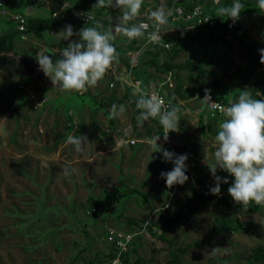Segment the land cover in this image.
<instances>
[{"label": "rangeland", "instance_id": "obj_1", "mask_svg": "<svg viewBox=\"0 0 264 264\" xmlns=\"http://www.w3.org/2000/svg\"><path fill=\"white\" fill-rule=\"evenodd\" d=\"M168 1L144 0L153 10L164 7L166 11H170L172 5ZM185 1L196 3L201 10H204L206 5L212 6L214 3H233V0ZM16 2L19 5L14 8L10 2L7 3L6 7L10 12L17 9L24 12L26 5L29 8V15L46 17L50 14L39 2L32 0ZM176 6L182 7V5ZM103 13L106 14L102 10L101 14ZM113 14L114 12L110 10L108 16ZM7 18L0 16V29H14L15 23ZM240 23L249 31L250 51L241 50L236 41L229 44L226 39L212 37L205 38L204 42L188 39L171 60L181 64L188 62L190 65V67L176 70L174 73L178 76L177 78L173 72L156 71L152 65L137 67L138 70H146L148 67L147 69L153 73L156 72L152 74L156 78L167 76L163 84L157 79L150 82L149 80L152 79L146 78L145 75L141 78L150 82V85L146 84L147 87L157 85L160 90L166 91L169 95L167 99L172 100L175 107L179 109L178 126L176 131L168 133V138L171 137V140L176 142L171 145L179 148L173 153L187 155L186 175L189 179L185 184L174 187L173 198L171 197L169 204L164 202L167 187L161 191L157 187L152 189L153 184L146 179H136L134 174L125 171L128 169L125 167H123L124 171L115 177V181L107 178L105 181H97L94 173L80 170V166L76 165L68 174L70 180L63 181L65 185L61 184L62 180L56 174L53 183L57 186L52 187L49 182L46 187V181L51 178L52 172H45V178L37 181L36 173L29 170L32 168L31 164L25 165L27 171L23 175L16 170L19 158L15 156L14 151L8 150L9 148L6 151L0 150V264H90L88 261L92 257L90 248L93 243L91 240H94L95 236L94 230L105 231L106 226L112 221L115 229L140 233L134 235L132 243L127 247L129 261L132 262L138 258L135 264H167L172 250L179 255L181 264H245L251 250L258 245H264V205H259L258 210L250 212L230 209L223 204L209 201L206 206H196L189 218L176 217L177 213L182 215L189 213L185 196L189 195L193 188L210 193V188L215 186L209 166L214 164V151L217 147L215 136L219 131V124L225 117L222 112L213 117L209 116L210 101H204L203 97L194 95L181 99L176 93L175 86L177 83L180 84L181 91L187 93L194 85L210 86L215 83L217 88L212 87V93L226 95L229 103L233 97L238 101L241 91L247 90L250 93V87L253 86L255 78L264 73V64L260 63L259 52L260 49H264V23L252 11H247L240 19ZM114 25L113 20L106 26L99 24L96 19L93 26L103 33L109 29L114 32ZM162 29L169 35L170 48H173L186 34H193L197 26L192 21L176 17L172 19V16H169L168 23L162 26ZM122 37V35H116L112 42L120 44L116 39ZM15 42H22L18 33H15ZM28 50L29 56L35 55L31 47ZM162 52L159 58L160 63L167 58L168 49ZM133 53L134 50L129 51L127 58ZM209 57L213 59L207 62ZM199 69L204 72L200 73ZM137 78L142 84L143 80ZM231 81H233L232 84ZM5 91L0 97L3 106L6 105L7 99L15 96L20 98L23 93L17 84L6 87ZM256 94L264 99L262 90H257ZM53 101L65 102L67 106L72 107L85 102L91 112L107 111L106 107H99L97 101L93 100L89 94L77 95L76 92L60 94L59 92V96ZM227 106L229 105L225 104L224 108ZM125 117L128 121V115ZM106 118L109 122V113ZM199 119H201L203 130L198 125ZM133 148H138V144ZM155 152L158 153L157 148ZM150 163H153V160L149 159L148 164ZM169 163L172 170L174 165L170 161ZM112 165L117 171L122 168L121 163ZM58 175H63V172ZM216 175L228 180V183H221L219 195H229L228 188L234 182V177L219 168ZM28 176L34 184L38 185L37 189L31 181H27L25 177ZM116 181L115 188L119 192L117 195H121L117 202L108 196L113 192L112 183ZM131 185L135 190L128 194V188ZM70 191L73 192V196L66 198V194ZM87 193H91L92 200L98 205L96 214H86V210L94 207ZM66 200L68 203L65 204ZM161 206L163 208H160ZM131 219L136 221L132 226L128 225ZM214 221H216V229L212 230ZM150 223L152 231L148 229ZM227 225L239 228L229 229ZM85 226L91 230L89 235L84 233ZM164 226L166 227L165 237L173 242L172 245L158 236ZM84 247L85 250L82 249ZM177 248L180 250H175ZM83 256H86L88 261L83 262Z\"/></svg>", "mask_w": 264, "mask_h": 264}, {"label": "crops", "instance_id": "obj_2", "mask_svg": "<svg viewBox=\"0 0 264 264\" xmlns=\"http://www.w3.org/2000/svg\"><path fill=\"white\" fill-rule=\"evenodd\" d=\"M16 1L7 0V3L10 2L12 8H14L19 5ZM32 1L41 3L46 11H49L50 14L46 17H61L62 12L66 11L71 5L76 6L80 0ZM107 3V0H105V8L103 11L106 14H101L100 12L96 18L99 24L106 26L110 25L112 20L116 23L117 18L122 15L119 9L109 6ZM110 10L114 14L108 16ZM150 10H153L150 4L144 2L140 10V15L134 21L137 22L139 19L148 18ZM12 11L27 15L29 8L25 5L24 12L19 11V9ZM173 18H175L174 15L172 16ZM7 20L11 19L8 17ZM107 21L108 24H106ZM134 21L130 23H135ZM68 25L72 26L74 33H78L83 28L71 22H63L52 30L44 31L40 36L33 33H25V38L21 39L22 42H14V51L7 53L13 58V64L8 71L0 69V97L6 92L5 88L12 84H17V87L23 93L20 98L15 96L7 99L5 106L0 102V150L6 151L9 148L8 150L14 151L15 156L19 158L16 170L21 174H26L27 170L25 165L31 164L30 166L32 168L29 170L30 172L33 171L36 173L35 179L37 181L45 178V172H52L51 178L46 181V187L49 182L51 183V185L49 184L50 186H57L56 183H53L55 182L54 178L56 174L62 180L61 184L65 185L63 181L69 178L68 175H65L64 169L67 167L71 173L74 170V166L79 165L80 170L84 169L94 173L97 181H105L106 178L115 181V177L123 172V167H125L128 168L125 171L134 174L136 179H146L153 184L152 189L157 187L159 191L163 190L167 185L160 174L161 172L171 171V168L169 167V162H164L159 147L167 150L168 146H172L171 144H176V142H173L171 137L166 141L164 138H160L157 141L158 146L153 147L151 140L157 136L158 132L153 119H149L143 123L137 121L133 124L131 122L133 109L131 104L126 100L116 104L117 106L124 105L125 110L118 117L113 118L111 116L113 105L103 106L100 104V101L111 94L116 97H121L124 94H128L131 97L138 96L139 92L130 86L133 77L141 78L145 75L146 78L152 79L149 80L150 82L157 79V81L159 80L163 83L167 79V76H159V78H156L152 75L154 73L156 74V72L153 73L147 69L148 67L146 70H138L137 67L151 65L148 62L153 59H157L158 63H160L159 58L162 56L161 54L164 49L147 43L144 36L132 40H128L127 37L123 36L121 39H116L120 44L111 41L116 51L121 54L118 55V60L113 63L104 78L95 87L89 88L83 93L76 92L77 95L89 94L93 97V100L97 101L99 107L107 108V111L104 113L100 111L91 112L85 102L80 103L76 107L67 106L65 102H54L53 100L57 99L59 92L60 94L65 92H61L58 88L53 87L50 78L38 70L39 65L36 61V54L38 52L49 54L55 61V59H59L56 54L57 49L67 47L68 43H70V41L63 40L62 33ZM0 31H4V29L1 28ZM163 33L165 40L170 43L169 35L165 30H163ZM30 34L32 37H28ZM72 39H77V37L74 35ZM30 47L35 52L34 56L27 54ZM132 50L137 53V63L129 71L127 53ZM121 56L123 60H120ZM141 79L143 82L140 85V89L145 90L148 88L147 85H150V82L145 80V78ZM110 83H112V86H109ZM154 87L158 86L154 85ZM162 92L167 99V92H164V90ZM167 101L175 107L172 100L167 99ZM107 113L110 115L109 122H107L106 118ZM139 114L140 112L138 116ZM127 115L128 121H126L125 117ZM94 121H96L95 124ZM161 132L163 135L166 134L163 127ZM70 135H84L87 137L88 143L83 146L82 151L77 152L73 145L67 143V138ZM129 139H133L134 143H128L127 141ZM136 144H138V148L134 149L133 146ZM156 148L158 149V153L155 152ZM170 152H174V149ZM147 159L153 160V163L148 164ZM117 163H121L122 168L119 171L112 165ZM60 172H63V175H58ZM25 178H27V181L32 182L30 176ZM135 178L133 179L135 180ZM32 184L37 189L38 185L33 182ZM112 184L111 188L114 192L117 181ZM175 186L172 188L167 187L166 198L164 200L165 204H169L171 197L173 198ZM129 189H134V187L131 185ZM71 191L66 194V198L73 196V192ZM117 193L119 192L117 191L116 195ZM87 197L90 198L91 193H87ZM183 202L185 203V201ZM66 203H68V200H66ZM160 208L163 207L161 206ZM152 209L155 210V208ZM88 211L89 209L86 210V214H90ZM112 225H114L113 221L109 222L105 231L99 229L94 230L95 236L94 240H91L93 243L91 242L90 251L92 252V257H90V261H94V258L98 254H107L111 251L112 246L106 241L105 234L109 228H113ZM84 233L89 235L91 230L85 226ZM82 249L85 250V247ZM82 261L86 262L88 258L83 256Z\"/></svg>", "mask_w": 264, "mask_h": 264}, {"label": "clouds", "instance_id": "obj_3", "mask_svg": "<svg viewBox=\"0 0 264 264\" xmlns=\"http://www.w3.org/2000/svg\"><path fill=\"white\" fill-rule=\"evenodd\" d=\"M108 5L119 9L122 15L117 18L114 32L99 31L96 27H83L78 33L73 32L71 25L62 31L63 40L70 41L60 53L58 60H53L49 54L38 52L36 61L39 69L50 78L53 87L61 92H86L101 81L113 63L118 60L116 48L111 43L116 35L127 37L128 40L141 38L145 35L148 25L130 23L140 15L144 0H107ZM105 0H97L96 5L103 6ZM259 8L264 11V0H258ZM243 5L240 0H233L231 6L216 9L218 17H227L236 21L239 19ZM170 11L164 7L150 10L153 31L148 33L150 42L162 39V26L168 23ZM77 39H72L73 36ZM260 63L264 64V49H260ZM204 101H210V90H205ZM210 103V102H209ZM136 108L140 109L137 120L140 123L149 119L159 118V123L165 131L164 140L168 139L170 131H176L178 126L176 107H166L165 101L155 92L139 91ZM125 110L124 105H113L111 116L118 117ZM163 110V111H162ZM224 120L219 124L215 136L217 147L214 151V164L209 166L215 180V186L210 188L212 195H219L221 183H228L226 178L216 175L217 168L234 177V182L228 188L232 200L242 207L255 202L264 205V100L251 98L247 90L241 91L238 101L222 109ZM161 136L153 137L151 144L158 146ZM67 143L73 145L77 152L83 150L88 143L84 135H70ZM164 162H172L171 171L161 172L168 188L183 185L189 179L186 175L188 159L186 154L176 155L162 149ZM65 175L69 169H64Z\"/></svg>", "mask_w": 264, "mask_h": 264}, {"label": "trees", "instance_id": "obj_4", "mask_svg": "<svg viewBox=\"0 0 264 264\" xmlns=\"http://www.w3.org/2000/svg\"><path fill=\"white\" fill-rule=\"evenodd\" d=\"M96 3H97V0H80L79 3L76 5L78 7L91 10L95 13L96 15L95 19L86 24H81V23L72 21L67 17H54V16L53 17L52 16L37 17V16H32V15L27 14L25 33H33L35 35L40 36L44 31L52 30L56 28L57 26H59L60 24H62L63 22H71L72 24L79 26V27L93 26L98 14L105 8L104 5L100 6V5H96ZM168 3L171 4L172 6L182 5L184 15L191 13L193 8L197 7L196 3L186 2L185 0H178V1L169 0ZM240 3L243 5V8L241 9L239 19L236 21H233L232 19L227 18V17H222V18L218 17L217 12H216V9H218L219 7L231 6L232 2H223L221 4L214 3L212 6L206 5L204 10H201L204 14H208L215 19L214 24L212 26H208L207 24H197L196 19L194 18L183 19L186 21L194 22L195 25L197 26L196 31L193 34L192 33L188 35L186 34L182 40H179L178 43H176L173 46V48H168L167 58H165L161 63H158L157 59H153L152 61H149L148 63L151 64L156 71L169 70L170 72H173L174 76L177 78L178 76L174 72L176 70L184 69L186 68V66L190 67V65L188 62H186L185 64H181V63H174L171 60L180 51V48L184 45V43L188 39H194L199 42H202L203 40L205 41V38L210 39L212 37H215V39H221V40L226 39L229 44H231L232 41H236L238 43L239 49L250 51L251 44L248 42L249 31L248 29L244 28L241 25L240 19L245 15L247 11H252L255 14H257V16L261 19L262 23H264V14H263V11L258 6V0L256 2H251L249 0H240ZM15 33H18L20 37V32L17 30L16 26L12 30L6 29L4 31H0V69H3L5 71H8L11 65L13 64V58L7 53L14 51ZM164 50H167V49H164ZM117 54L121 55L118 52ZM120 58H121L120 60H123L122 56ZM212 59H213L212 57H209L207 59V62H210ZM199 72L202 73L204 72V70L199 69ZM230 83L232 84L233 81H231ZM252 84L253 86L250 87V93H249L251 98L262 99L260 96L256 94V91L262 90V92H264V73H262L259 77L255 78ZM262 85L263 87H261ZM212 87L217 88V85L215 83H212L210 86L204 85V84H198V85H194L187 93H184L181 91V85L177 83L175 86V90L181 99H186L191 96H194L195 91L199 93L200 97L204 98L205 90L207 89V90H210V94L213 96L214 99L221 101L223 104L231 105L233 102L236 101L235 97H233L231 99V103H229L226 95L212 93V90H211ZM137 99H138V96L131 97L128 94H124L121 97H116L113 94H111L101 99L100 104L103 106H112L114 104L115 105L119 104L123 102L124 100L128 101L131 104L132 109H133L132 116H131V122L134 124L138 121L137 120L138 113L141 111L140 109L136 108ZM169 107H174V105L170 104ZM153 122L155 123V126L157 127V130H158L157 136H161V139H163V133L161 132L162 126L159 123V118L153 119ZM198 122H199L198 125L200 129L203 130L201 119H199ZM172 149L179 150V148L176 145L167 147L168 151H171ZM134 190L135 189H129L127 193L129 194ZM116 192H117V189L114 190V193L112 192L110 195H108L110 199H114L115 202H117L118 197L121 196V195H115ZM122 195H125V194H122ZM89 199L96 209V211L90 212V213L96 214L98 205L96 202L92 200L91 197ZM209 201H215L217 204H223L225 207L234 209V210H246V211L254 212L258 210L259 208V205L255 204V202L250 203L246 207H242L241 205L236 204L232 200L230 195H224V194L223 195H212L211 193H206L204 191H199L193 188L191 190V193L186 196V206H187V209L189 210V213L187 215H182V214L177 213L176 217L177 218H180V217L189 218L190 213L195 209L196 206H206V204ZM135 223L136 221L131 219L130 224L128 223V225L132 226V224H135ZM151 227H152L151 223L148 224L149 230L152 229ZM227 227L229 229L239 228V227L230 226V225H227ZM215 229H216V221L212 223V230H215ZM165 230H166V227L164 226L161 229V232L158 236L161 240L172 245L173 242L169 238L165 237V234H164ZM210 232L211 231H209V233ZM132 249L134 250V248ZM175 250H180V249L177 248ZM113 256H114V253L112 251H109L107 254H98L97 257L94 258V261H89V263L93 264V262L95 261H103L106 259H110ZM121 260L123 264H135V262L138 261V258L135 261L130 262L129 253L126 250L122 254ZM167 264H181L180 257L174 250L170 252V258L167 260ZM245 264H264V245H258L254 247L249 253L247 257V262Z\"/></svg>", "mask_w": 264, "mask_h": 264}, {"label": "built area", "instance_id": "obj_5", "mask_svg": "<svg viewBox=\"0 0 264 264\" xmlns=\"http://www.w3.org/2000/svg\"><path fill=\"white\" fill-rule=\"evenodd\" d=\"M6 4H7V0H0V16L9 17L12 21H14L17 30L20 32V39H24L25 38V28H26V15L20 12H10L6 7ZM170 12H171V15L174 14L176 18H182V19L194 18L196 19L197 24H207L208 26H212L215 21L213 17H211L208 14H204L201 11V9H199L198 7H194L191 13L187 15H184L183 8L179 6H172L170 9ZM60 16L67 17L70 20L81 23V24H86L94 20L96 15L91 10L71 5L68 7V9H66V11L62 12ZM139 23H144L148 25L147 29L145 30V35H144V38L147 43L153 46H156V47H161L163 49L170 48V43L165 40L162 28H161L162 39L159 40L158 42L153 43L148 40V33L153 31V28H152L153 22L149 20L148 18H143V19L138 20L137 24ZM202 42H204V40ZM64 48L65 47H60L59 49H57L56 54L59 58H60L59 53ZM136 54L137 53L134 52L133 54H130L128 58L129 71L137 63ZM140 85H141L140 79L133 77L130 82V86L132 88H135L139 92L141 91ZM109 86H112V83H110ZM143 91H147L149 93L155 92L156 94H158L160 97L164 99L166 107L170 106L169 101H167L165 94L162 92V90H160L159 86L158 87L150 86ZM194 95L196 97L200 96L197 91L194 92ZM224 106L225 104H223L219 100L214 99L213 96L210 94V104L208 107L209 116L213 117L217 113L222 112V109H224ZM127 142L130 144H133L134 140L129 139ZM94 211H96L95 207H91L88 212L90 213ZM145 225H146V222L144 223L143 228L145 227ZM135 234H140V233L139 232L137 233L134 231L123 230V229L109 228L105 234V239L109 243V245L112 246L111 251L114 253V256L111 257L110 259H106L103 261H95L93 262V264H123L121 260V256L127 250L128 245L132 243L133 237Z\"/></svg>", "mask_w": 264, "mask_h": 264}]
</instances>
